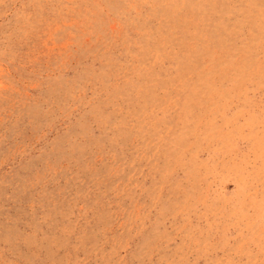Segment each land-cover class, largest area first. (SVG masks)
<instances>
[{
    "label": "rangeland",
    "instance_id": "1",
    "mask_svg": "<svg viewBox=\"0 0 264 264\" xmlns=\"http://www.w3.org/2000/svg\"><path fill=\"white\" fill-rule=\"evenodd\" d=\"M0 264H264V0H0Z\"/></svg>",
    "mask_w": 264,
    "mask_h": 264
}]
</instances>
